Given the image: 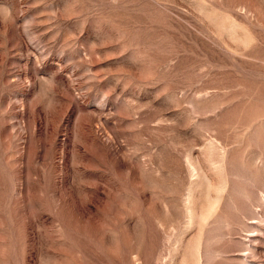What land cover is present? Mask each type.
I'll return each instance as SVG.
<instances>
[{"label": "rangeland", "instance_id": "374dc122", "mask_svg": "<svg viewBox=\"0 0 264 264\" xmlns=\"http://www.w3.org/2000/svg\"><path fill=\"white\" fill-rule=\"evenodd\" d=\"M0 264H264V0H0Z\"/></svg>", "mask_w": 264, "mask_h": 264}]
</instances>
